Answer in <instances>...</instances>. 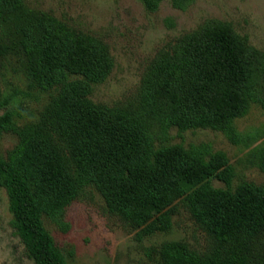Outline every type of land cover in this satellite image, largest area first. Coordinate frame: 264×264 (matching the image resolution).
Masks as SVG:
<instances>
[{
	"label": "trees",
	"instance_id": "16d2710c",
	"mask_svg": "<svg viewBox=\"0 0 264 264\" xmlns=\"http://www.w3.org/2000/svg\"><path fill=\"white\" fill-rule=\"evenodd\" d=\"M37 30L24 47L28 73L61 90L47 128L28 130L15 159H0V186L33 264H67L42 226L41 209L69 204L78 182L93 184L137 227L185 197L212 253L196 261L186 251L165 252L161 264H264V190L214 191L207 180L221 178L219 159L179 147L155 150L143 122L157 116L182 127H223L243 112L253 98L256 61L230 28L202 26L159 53L143 74L139 112L86 98L87 82L99 81L109 66L100 41L62 24Z\"/></svg>",
	"mask_w": 264,
	"mask_h": 264
},
{
	"label": "rangeland",
	"instance_id": "374dc122",
	"mask_svg": "<svg viewBox=\"0 0 264 264\" xmlns=\"http://www.w3.org/2000/svg\"><path fill=\"white\" fill-rule=\"evenodd\" d=\"M44 27L60 25L102 43L107 73L85 80L86 98L102 108L139 110L142 77L153 59L175 41L206 25H224L247 48L253 66V98L223 127L169 124L144 119L155 150L179 147L222 164L214 191L251 186L264 190V0H0V159H15L25 133L45 129L60 84L45 86L28 73L24 47ZM29 51V50H28ZM72 173L74 171L72 170ZM6 191L0 186V264H33L14 225ZM42 226L67 264H161L165 252L186 251L205 260L212 242L185 197L141 227L112 210L91 183H77L67 205L41 209Z\"/></svg>",
	"mask_w": 264,
	"mask_h": 264
}]
</instances>
